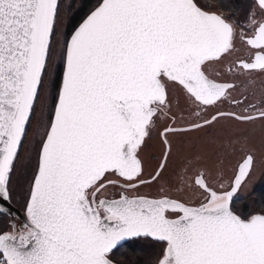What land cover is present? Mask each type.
<instances>
[{"label":"snow or ice","instance_id":"snow-or-ice-1","mask_svg":"<svg viewBox=\"0 0 264 264\" xmlns=\"http://www.w3.org/2000/svg\"><path fill=\"white\" fill-rule=\"evenodd\" d=\"M0 264H264V0H0Z\"/></svg>","mask_w":264,"mask_h":264}]
</instances>
